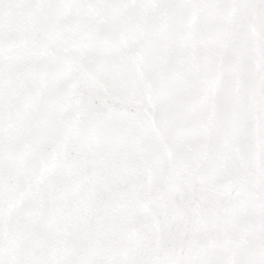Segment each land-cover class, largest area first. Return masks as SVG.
Returning a JSON list of instances; mask_svg holds the SVG:
<instances>
[{
    "label": "rangeland",
    "instance_id": "obj_1",
    "mask_svg": "<svg viewBox=\"0 0 264 264\" xmlns=\"http://www.w3.org/2000/svg\"><path fill=\"white\" fill-rule=\"evenodd\" d=\"M0 53L28 56L0 264H184L212 214L264 232V0H0Z\"/></svg>",
    "mask_w": 264,
    "mask_h": 264
},
{
    "label": "crops",
    "instance_id": "obj_2",
    "mask_svg": "<svg viewBox=\"0 0 264 264\" xmlns=\"http://www.w3.org/2000/svg\"><path fill=\"white\" fill-rule=\"evenodd\" d=\"M9 56L12 58L2 60L0 53V97L3 90H5L2 89V81H5L6 78L9 77L8 72L16 76V70L23 69L24 71H26L25 80L15 82L17 84H20V89L18 90V92L26 91L28 86V64H25L24 66L22 64V62H26V60H28L27 54L24 56H20L13 53ZM11 82L14 87V81L11 80ZM11 91L16 90L11 89ZM212 215L214 217V221L212 224H210V226L207 227L208 230L204 229L203 231L192 235V238L195 242L204 243L207 246L203 245V247L200 248L199 246L202 245H198L195 250H190V252L186 246V248H184V255L186 256V258H188L189 255L190 258L192 257V260L188 261L184 257V264H264V242L263 240L260 243L257 242L259 236L263 237L264 232L261 228L262 222L251 223L253 221H257V219H253L249 223V239L251 240V242L249 243L247 232L245 233V236H243V232L240 235L237 234L238 225L236 224V222L234 223L232 222L233 220L226 218V215L224 213L220 215ZM263 215L264 213H262L261 216ZM189 237H191L190 234ZM259 240L260 239H258V241ZM198 249H200L201 251H199ZM195 252L197 253V255L191 254ZM200 252H206L209 259L206 256V258L203 257V259L201 260L200 256L198 255V253Z\"/></svg>",
    "mask_w": 264,
    "mask_h": 264
}]
</instances>
